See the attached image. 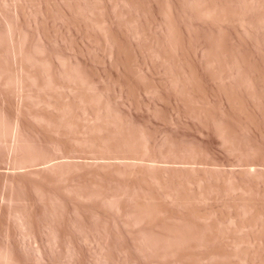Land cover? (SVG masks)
<instances>
[{"label":"rangeland","instance_id":"374dc122","mask_svg":"<svg viewBox=\"0 0 264 264\" xmlns=\"http://www.w3.org/2000/svg\"><path fill=\"white\" fill-rule=\"evenodd\" d=\"M0 264H264V0H0Z\"/></svg>","mask_w":264,"mask_h":264}]
</instances>
